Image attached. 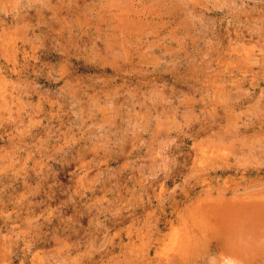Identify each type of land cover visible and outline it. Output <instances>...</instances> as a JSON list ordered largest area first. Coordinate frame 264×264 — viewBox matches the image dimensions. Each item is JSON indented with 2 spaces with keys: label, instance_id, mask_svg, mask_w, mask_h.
Returning <instances> with one entry per match:
<instances>
[{
  "label": "rangeland",
  "instance_id": "rangeland-1",
  "mask_svg": "<svg viewBox=\"0 0 264 264\" xmlns=\"http://www.w3.org/2000/svg\"><path fill=\"white\" fill-rule=\"evenodd\" d=\"M257 4L0 0L38 65L0 145V264H264Z\"/></svg>",
  "mask_w": 264,
  "mask_h": 264
},
{
  "label": "clouds",
  "instance_id": "clouds-1",
  "mask_svg": "<svg viewBox=\"0 0 264 264\" xmlns=\"http://www.w3.org/2000/svg\"><path fill=\"white\" fill-rule=\"evenodd\" d=\"M256 6L264 9V0H258ZM31 51L17 27V22L14 19H0V83L6 85L3 95L0 96V102L5 104V108L0 111V145L12 139L15 127L23 122L19 114L22 109H17L16 104L20 96L28 94L25 82L36 75L38 65L33 63V57L29 54ZM71 71L75 78V75L87 77L103 70L94 66L82 67L80 62L73 58ZM13 112L17 113L15 119L12 116ZM17 259L19 264H28V257L23 250ZM198 264H223V261L219 256L214 260L204 257Z\"/></svg>",
  "mask_w": 264,
  "mask_h": 264
},
{
  "label": "bare ground",
  "instance_id": "bare-ground-1",
  "mask_svg": "<svg viewBox=\"0 0 264 264\" xmlns=\"http://www.w3.org/2000/svg\"><path fill=\"white\" fill-rule=\"evenodd\" d=\"M230 53V52H229ZM232 64V63H231ZM243 174V173H242ZM228 180V179H227ZM230 180V179H229ZM210 183V182H209ZM226 190V189H225ZM231 262V261H230ZM235 264V263H234Z\"/></svg>",
  "mask_w": 264,
  "mask_h": 264
}]
</instances>
